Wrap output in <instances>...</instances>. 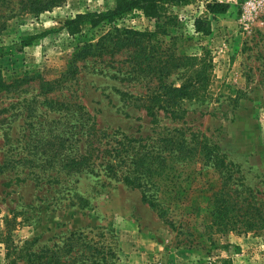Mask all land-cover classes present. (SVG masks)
<instances>
[{
    "label": "rangeland",
    "instance_id": "obj_1",
    "mask_svg": "<svg viewBox=\"0 0 264 264\" xmlns=\"http://www.w3.org/2000/svg\"><path fill=\"white\" fill-rule=\"evenodd\" d=\"M213 1L227 4L226 11L208 13L205 4ZM1 2L0 78L9 86L0 89V237L6 218L16 248L25 241L33 249L59 244L70 232H82L111 248L106 264H264L263 235L207 237L202 197L191 198L199 210L190 215L170 212L179 233L141 202L135 188L101 174L38 165L52 155L82 151V112L97 128L133 137L190 128L219 147L264 200V0L166 2L156 16L132 9L96 26L77 16L103 13L116 0H61L39 13L25 0ZM196 18L206 21L207 31H195ZM113 27L151 32L145 44H153L161 58L172 52L196 59L178 67L169 61L158 78L135 74L127 51H120L76 61L65 74L73 52ZM199 68L196 97L178 98L174 107L181 118L154 106L149 122L146 96L168 90L159 84L178 87ZM43 80L53 82L50 91L40 90ZM205 176L218 186L211 168ZM4 253L0 242V264Z\"/></svg>",
    "mask_w": 264,
    "mask_h": 264
},
{
    "label": "trees",
    "instance_id": "obj_2",
    "mask_svg": "<svg viewBox=\"0 0 264 264\" xmlns=\"http://www.w3.org/2000/svg\"><path fill=\"white\" fill-rule=\"evenodd\" d=\"M60 1L25 0L29 10L34 13L48 10ZM187 1L189 0H116L112 9L103 13L78 15L77 18L87 17L85 20L89 25L96 26L102 21L110 22L132 9H139L144 16L152 17L160 13L166 2L179 4ZM227 7V4L217 1L205 4V10L211 14L223 13ZM200 22L204 23L202 27ZM193 25L195 31L208 29L203 19H194ZM151 34L113 27L99 35L94 42L83 43L73 52L69 61L71 65L65 74L73 71L76 61L111 57L120 51H127V62L133 67L130 70H134L135 74L152 73L158 78L166 71L165 67L169 66V61H173L169 67H178L181 60L196 59L194 56H176L172 52L161 58L160 51L156 50L153 44H145L150 41ZM261 67L264 73V62ZM193 71L192 76L178 87L159 84V89L168 90H159V93L154 90L146 96L149 104L145 105L144 109L150 117L149 122L154 121V106L168 113L173 119L181 118L182 110L174 108L177 99L196 97L197 86L203 80L201 68ZM8 86L9 84L0 78V89ZM39 88L42 92L50 91L53 82L43 80ZM81 114L86 115L80 126L84 135L82 151L62 156L52 155L38 165H55L65 172L101 174L135 188L139 192L141 202L179 233V226L174 225L169 214L175 211L176 214L187 216L199 210V206H191V198L195 196L205 200L204 210L209 221L206 227L208 238L214 233L229 232H252L264 236V200L257 198L258 192L244 184L239 167L227 160L219 147L210 144L197 131L190 128H162L154 138L133 137L117 130L97 128L92 118L85 112ZM19 161L16 159L9 162ZM196 165V168H189ZM209 168L216 173V188L209 184L205 176ZM3 221L5 231L0 237V242L5 249V264H106L114 255L110 247L97 244L98 242L82 232H70L60 241L61 244L52 243L33 249L32 242L25 241L23 246L16 248L9 235V220L5 218ZM15 261L16 263H13Z\"/></svg>",
    "mask_w": 264,
    "mask_h": 264
}]
</instances>
